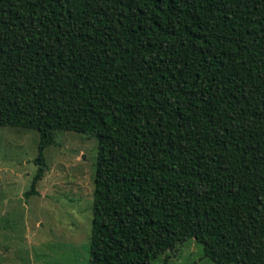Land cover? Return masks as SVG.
Returning a JSON list of instances; mask_svg holds the SVG:
<instances>
[{"label":"trees","instance_id":"1","mask_svg":"<svg viewBox=\"0 0 264 264\" xmlns=\"http://www.w3.org/2000/svg\"><path fill=\"white\" fill-rule=\"evenodd\" d=\"M0 127L96 137L89 264H264V0H0Z\"/></svg>","mask_w":264,"mask_h":264},{"label":"rangeland","instance_id":"2","mask_svg":"<svg viewBox=\"0 0 264 264\" xmlns=\"http://www.w3.org/2000/svg\"><path fill=\"white\" fill-rule=\"evenodd\" d=\"M36 185L40 134L0 127V264H89L96 137L58 132ZM155 264H215L187 242Z\"/></svg>","mask_w":264,"mask_h":264}]
</instances>
